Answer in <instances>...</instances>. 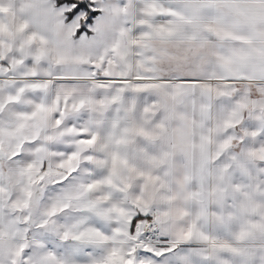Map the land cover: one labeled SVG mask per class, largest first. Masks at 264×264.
<instances>
[{
	"label": "snow or ice",
	"instance_id": "1",
	"mask_svg": "<svg viewBox=\"0 0 264 264\" xmlns=\"http://www.w3.org/2000/svg\"><path fill=\"white\" fill-rule=\"evenodd\" d=\"M0 264H264V0H0Z\"/></svg>",
	"mask_w": 264,
	"mask_h": 264
}]
</instances>
